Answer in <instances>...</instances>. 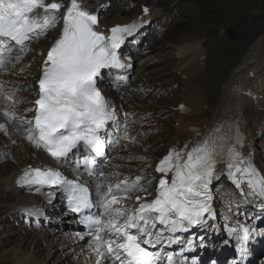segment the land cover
Instances as JSON below:
<instances>
[{"label": "snow or ice", "instance_id": "snow-or-ice-1", "mask_svg": "<svg viewBox=\"0 0 264 264\" xmlns=\"http://www.w3.org/2000/svg\"><path fill=\"white\" fill-rule=\"evenodd\" d=\"M143 12L147 14L149 9L144 7ZM61 22L59 35L51 38L54 42L39 70L34 107L25 110L33 114H17L14 106L23 101L16 91L5 88L4 81H0V99L7 102L4 116L20 126L27 125L26 139L34 147L58 163L71 162L76 171L83 166L95 179V200L87 184L68 179L53 168L29 166L17 180L20 187H35L37 192L45 187L60 189L68 210L79 214V223L87 230L88 247L97 257L95 264H183L166 248L183 245L177 233L188 232L205 223L206 214L213 215L210 186L225 171L236 188L246 184L249 191L245 195L260 197L264 203V174L239 151L244 136L238 126L230 125L223 135H215L216 129L191 146L187 142L182 148L172 146L154 169L161 174L155 197L149 201L136 196L135 206L128 207L125 201L131 198L130 193H147L152 181L143 170L134 178L123 175L119 171L123 166L113 164L107 156L105 149L111 141L106 140V129L116 121V112L97 84L103 70L132 67L121 62L117 50L134 34L137 24L112 26L105 34L99 30L89 0H0V71L13 59L21 60L22 54L33 50L32 43ZM180 108L185 110L183 105ZM218 164L225 167L217 170ZM94 208L97 211H92ZM24 211L43 215L39 209ZM226 230L229 237L242 241L239 252L243 261L248 253L244 245L249 228L240 225ZM193 249V241L188 240L183 252Z\"/></svg>", "mask_w": 264, "mask_h": 264}, {"label": "bare ground", "instance_id": "bare-ground-1", "mask_svg": "<svg viewBox=\"0 0 264 264\" xmlns=\"http://www.w3.org/2000/svg\"><path fill=\"white\" fill-rule=\"evenodd\" d=\"M97 1L99 0H89L90 3H94L96 5L95 10L100 3L105 1L107 3L112 0ZM158 12L159 9L153 5L152 15H157ZM139 13L140 12L137 14ZM128 18L129 17L124 15L123 11L119 9L113 13H105L102 18V22L107 25H111L115 22H123L122 25H126V20ZM137 24L139 26L144 25V23L139 21H137ZM55 36V33H49L39 42H36L39 43L40 47L32 50L29 57L34 59L36 53L40 50L46 49L50 43L53 42L51 38ZM178 52L181 55V64L178 70L181 74L185 75V78L183 79V84L185 85L183 102L191 111L187 113H180L176 116L178 125L175 127L173 140H180V142L183 143L187 139L197 136L194 130H198L200 135L208 134L211 130L216 129H219L218 134L226 133L230 125L234 126L237 122H245L248 120L250 124H254L252 126V136L248 140L246 146L242 148L241 153L246 159L251 160L260 172L264 173V167L260 163L261 157L257 156L256 147H254L256 138L261 136L264 132V96L256 102H253L244 93V90L246 89L262 90L264 93V36L255 41V44L252 45L247 56L234 69L230 79L223 85L222 95L215 112L211 118L204 120H201V107L203 106L204 99L201 92H199V90L190 82L192 75L201 65L200 55L203 53L202 48L198 45V43H192L185 38L182 49ZM155 55L160 58L159 63H163V65L169 59L165 57L163 50L160 47L155 51ZM35 72L36 69L32 67L29 70H24L20 77V81L25 82L30 89H32L31 85ZM141 80H143V77ZM146 81L149 82L150 86L154 84L150 78H147ZM24 88L25 86L23 89L18 91V94L21 96H25L27 94ZM132 103H136L135 108L140 110L145 109L148 105L147 100L144 99L142 95H137ZM6 106L7 102L0 99V113H2V116L8 121H10L3 115V111ZM10 122L13 127L11 135L19 140H22V137L26 138L27 134L24 132L23 127L13 123V121ZM180 137L182 138L180 139ZM154 140L155 139H152L151 137H146L142 140L143 145L140 148L128 147V149L125 150L128 154L139 151L142 158H144V161H141V163L138 164V168H145L149 163H152L156 159L157 153L154 148ZM0 147H4V144H1ZM17 147L21 149V152L14 154V158L18 160V165H15L12 167L11 171L7 172L8 167L4 165L6 168L4 170V166L0 164V200L2 198L14 199L15 201L12 205L32 202L31 198L27 199L29 195L22 194L20 190L15 187L14 180L16 175L20 172L21 167L29 162L28 158L38 159L41 157V149L34 147L32 144L31 147L34 153H31L26 143L16 141L14 148ZM142 147L149 148L143 152ZM23 155L27 158L23 159ZM0 160L9 162L13 159L8 158L7 154L2 150L0 152ZM123 166L129 172L135 171V168L126 164L125 161H123ZM226 176L227 173L224 177ZM238 200H240V198ZM4 213H6V210L2 208L1 214ZM19 236L22 240L20 248L17 247L16 243L14 244V248L10 249V252H6V254L17 252V250H19L20 253L24 252V250L28 249V245L26 243L29 242V240L33 246V252L31 255L23 254L18 259L17 264H46L44 263V260H41V258L46 259L47 256L54 257L55 255H59L55 259V262L59 261V264H75L73 260H70V254H62L66 241L62 239L60 232L53 233L49 231L42 233L34 231L32 235L26 232L23 233L22 236ZM13 238L17 239L18 237L14 236ZM12 241L14 240H11V242ZM43 241H45L43 243L45 246L40 244ZM50 247L53 248L49 249Z\"/></svg>", "mask_w": 264, "mask_h": 264}, {"label": "rangeland", "instance_id": "rangeland-1", "mask_svg": "<svg viewBox=\"0 0 264 264\" xmlns=\"http://www.w3.org/2000/svg\"><path fill=\"white\" fill-rule=\"evenodd\" d=\"M118 1H122V0H118ZM139 1L141 0H136V3ZM192 1L194 0H186L185 4L183 6H180L182 13L179 16H177L175 20H173V22L171 23V26L174 29H176V31L179 34H183V35L191 34L194 37L197 36L198 38L207 37V46L211 52L210 65L208 67V72L211 73L212 76H214L217 79L216 84L214 86H210L211 97L214 100L215 95L218 94V90L216 88L220 87V84L222 83L220 81L219 76H222L225 74L224 70L231 69L232 65L236 62V60L234 59L235 54H236V59H237V64H236L237 66L239 62L244 59V56L246 55L252 43H254L256 40H258L263 35H260L258 38H255L257 33H251L249 36H247V38L244 39L246 43L240 45L237 52H235L232 49H230L231 45H235L234 40H231V39L217 40V37H218L217 32L220 30L221 26H224L223 24L225 22H223L222 24L218 22L216 23L210 22L208 18L210 15V12L208 10H202L198 6H194L192 4ZM182 2H183L182 0L178 1L176 6ZM124 5L126 9L128 8L132 9L131 7L132 4H128V5L124 4ZM207 6H208V2L206 1V7ZM238 34H239V29L234 38H238L239 36ZM234 68L232 69V71L234 70ZM232 71L230 72V74L232 73ZM224 78L227 80V76ZM206 86H209V85H206ZM167 137H168L167 133L164 132L163 137L160 138L157 141V143H155L157 148L162 149L165 146V142L166 140H168ZM256 143L258 144V147L260 150H264V138L263 139L260 138ZM3 169L4 170L6 169L5 166L3 167ZM3 231L6 233L8 232V236H10L11 238L14 236L12 235V230L5 229ZM1 239L5 240L4 245L1 244L2 243ZM13 240L14 242L17 243V247H19L22 240L19 237L17 239L13 238ZM8 242H9V239L7 237H5L4 235H0V246H2L0 247V252L1 251H6L7 253L10 252V249H12L11 248L12 244L11 243L8 244ZM28 247H30V245ZM31 248L32 247H30V249ZM53 262H54V259L50 261V264H52ZM0 264H4L2 255H0Z\"/></svg>", "mask_w": 264, "mask_h": 264}, {"label": "trees", "instance_id": "trees-1", "mask_svg": "<svg viewBox=\"0 0 264 264\" xmlns=\"http://www.w3.org/2000/svg\"><path fill=\"white\" fill-rule=\"evenodd\" d=\"M249 1H253V0H249ZM262 10H264V5H263V7H262Z\"/></svg>", "mask_w": 264, "mask_h": 264}]
</instances>
